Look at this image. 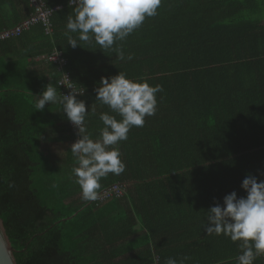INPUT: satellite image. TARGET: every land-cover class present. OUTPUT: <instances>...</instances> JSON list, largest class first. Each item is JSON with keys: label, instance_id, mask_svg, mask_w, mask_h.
Returning a JSON list of instances; mask_svg holds the SVG:
<instances>
[{"label": "trees", "instance_id": "1", "mask_svg": "<svg viewBox=\"0 0 264 264\" xmlns=\"http://www.w3.org/2000/svg\"><path fill=\"white\" fill-rule=\"evenodd\" d=\"M43 2L47 22L0 39V217L17 263L237 264L241 242L204 225L225 195H247L246 176L264 180V0H162L158 15L104 51L94 40L68 45V0ZM33 15L32 0H0V34ZM120 71L163 91L156 114L119 144L125 171L85 201L73 173L77 129L59 100L35 104L49 83L62 97L67 77L85 89L78 99L95 140L100 114L116 115L95 89Z\"/></svg>", "mask_w": 264, "mask_h": 264}, {"label": "clouds", "instance_id": "2", "mask_svg": "<svg viewBox=\"0 0 264 264\" xmlns=\"http://www.w3.org/2000/svg\"><path fill=\"white\" fill-rule=\"evenodd\" d=\"M161 3L162 0H68L72 7L65 33L68 45L76 48L81 46L80 42L94 40L99 49H112L140 28L147 18L158 15ZM115 50L118 59L124 60L123 50L118 46ZM127 59L131 60L132 56ZM84 91L72 90L58 98L56 88L49 83L38 94L40 98L35 108L43 111L47 104L58 100L62 104L63 113L78 134V139L71 144V152L78 163L73 169L76 183L81 188L82 198L94 201L98 198L102 178L125 171L119 144L127 140L131 128L143 127L145 118L156 114L157 93L163 89L160 85L150 84L143 76L131 78L124 71L101 77L95 89L96 100L116 115L100 114L104 127L95 140L85 126L89 108L84 100L78 99ZM241 187L246 196H238L232 191L224 196L222 204L216 203L207 209L204 231L209 236L223 234L233 242L240 241L237 264H254L258 256L264 255V180L248 175ZM187 259L169 257L165 264H185Z\"/></svg>", "mask_w": 264, "mask_h": 264}, {"label": "built area", "instance_id": "3", "mask_svg": "<svg viewBox=\"0 0 264 264\" xmlns=\"http://www.w3.org/2000/svg\"><path fill=\"white\" fill-rule=\"evenodd\" d=\"M33 3L37 6V15H33L31 18L25 20L21 26H17L16 28H14L13 30L9 31V30H5L2 33H5L7 36L11 35V32L14 33H18L20 32L23 27H27L32 23L38 22L39 20L48 21V17L51 14V10L50 9H46L43 6L45 5V3L43 2V0H32ZM52 60H57V56L53 55L52 56ZM68 79L67 77H64V79L62 81H60V84L63 85L65 87V94L69 93L71 90H73L74 88L68 83ZM113 190H115L116 192H122L120 191V189L118 187H115ZM113 190L109 189L107 191H105L101 196L102 198L107 197L108 195H111L113 193Z\"/></svg>", "mask_w": 264, "mask_h": 264}, {"label": "water", "instance_id": "4", "mask_svg": "<svg viewBox=\"0 0 264 264\" xmlns=\"http://www.w3.org/2000/svg\"><path fill=\"white\" fill-rule=\"evenodd\" d=\"M14 253L15 248L0 217V264H18Z\"/></svg>", "mask_w": 264, "mask_h": 264}, {"label": "rangeland", "instance_id": "5", "mask_svg": "<svg viewBox=\"0 0 264 264\" xmlns=\"http://www.w3.org/2000/svg\"><path fill=\"white\" fill-rule=\"evenodd\" d=\"M7 37V35L5 34V33H1L0 34V39H2V38H6Z\"/></svg>", "mask_w": 264, "mask_h": 264}]
</instances>
